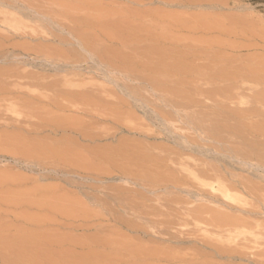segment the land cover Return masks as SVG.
<instances>
[{"label":"rangeland","instance_id":"374dc122","mask_svg":"<svg viewBox=\"0 0 264 264\" xmlns=\"http://www.w3.org/2000/svg\"><path fill=\"white\" fill-rule=\"evenodd\" d=\"M0 84V264H264V0H0Z\"/></svg>","mask_w":264,"mask_h":264},{"label":"bare ground","instance_id":"6f19581e","mask_svg":"<svg viewBox=\"0 0 264 264\" xmlns=\"http://www.w3.org/2000/svg\"><path fill=\"white\" fill-rule=\"evenodd\" d=\"M107 28V27H106ZM117 28V27H116ZM117 32H118V28H117ZM120 32V31H119ZM125 39V38H124ZM118 56V54L116 53L115 54V56ZM120 56V55H119ZM134 57V56H133ZM132 57V58H133ZM124 58V57H123ZM52 59V58H51ZM116 59V58H115ZM111 60V59H110ZM137 60V59H136ZM211 63V62H210ZM213 63V62H212ZM109 64V63H108ZM115 64V63H114ZM130 64V63H129ZM161 65H163V68H161V69H158L159 71L157 72V74H159L160 76H161V78L162 77H165L166 78V76H169V74H170V70L169 69H167L166 67H164L165 65L164 64H161ZM208 64H206V66H207ZM215 65V64H214ZM115 66V65H114ZM136 66V65H135ZM144 66V65H143ZM197 66V65H196ZM199 66V65H198ZM116 67V66H115ZM123 67V66H122ZM146 67H148V66H146ZM161 67V66H160ZM168 67V66H167ZM192 67V66H191ZM191 67H187V66H185V67H181V68H179V71L180 72H183V73H187V72H193V73H196V74H198V75H201L202 74V70L201 69H194L193 70V68H191ZM209 67V66H208ZM208 67H207V69H208ZM134 68V67H133ZM151 68V67H150ZM149 68V69H150ZM191 68V69H190ZM198 68V67H197ZM206 68V67H205ZM210 68V67H209ZM132 69V68H131ZM130 69V70H131ZM115 71V70H114ZM149 71V70H148ZM175 71H177V70H175ZM214 71H218V70H214ZM229 71V70H228ZM240 72V71H239ZM258 72V71H257ZM109 73V72H108ZM155 74H156V72H154ZM233 73V72H232ZM125 74V73H124ZM154 74V75H155ZM157 74L155 75L156 76V78H157ZM173 74V73H172ZM182 74V73H181ZM207 74V73H206ZM210 74V73H209ZM13 75V74H12ZM12 75H11V78H12ZM163 75V76H162ZM221 75V76H220ZM220 75H216V79L219 77L220 78V81H221V79L222 80H224L223 78H226V81L227 80H232V81H238V80H243L246 76V74L245 75H242V73L241 74H238V73H235V74H233V75H230V72H229V74L228 73H224V72H222ZM250 75H251V72H250ZM17 76H22V75H17ZM16 76V77H17ZM25 76V75H24ZM29 76V77H28ZM26 75V77H23V78H30V76L31 75ZM173 76V75H172ZM189 76H190V74H189ZM191 76H192V74H191ZM218 76V77H217ZM252 76V75H251ZM21 77V78H22ZM37 78H38V76H36ZM154 77V76H153ZM153 77H151V78H153ZM209 77V76H208ZM20 78V79H21ZM131 78V77H130ZM214 78H215V74H214ZM257 78V77H256ZM19 79V78H18ZM24 79V80H25ZM31 79H33V77L31 78ZM34 79H35V77H34ZM46 79V78H45ZM162 79H164V78H162ZM161 79V80H162ZM210 79H211V77H210ZM213 79V78H212ZM215 79V80H216ZM157 80V79H156ZM219 80V79H218ZM247 80H250V79H247ZM30 81V80H29ZM35 81V80H34ZM157 81H159V80H157ZM164 81V80H163ZM153 82V81H152ZM42 83V82H41ZM52 83H53V81H52ZM154 83H155V81H154ZM157 83V82H156ZM161 83V82H160ZM159 82H158V84H160ZM263 83V82H262ZM43 84V83H42ZM58 84H59V82H58ZM149 84H151V83H149ZM162 84V83H161ZM1 85V84H0ZM31 85H32V83H31ZM34 85V84H33ZM6 86V85H5ZM47 86V85H46ZM49 86V85H48ZM58 86V85H57ZM155 86V85H154ZM159 86V85H158ZM181 86V85H180ZM184 86V85H183ZM54 87V86H53ZM157 87V86H156ZM1 88V87H0ZM5 88V87H4ZM7 88V87H6ZM163 88V87H162ZM5 89H0V93L2 94V95H5V94H7V92H5L4 91ZM7 90H9V89H7ZM49 90V89H48ZM62 90V89H61ZM176 90V89H175ZM4 91V92H3ZM64 91H66V90H64ZM64 91H62L63 93H64ZM77 92V91H76ZM87 92H89V91H87ZM91 92V91H90ZM89 92V93H90ZM219 92H221V91H219ZM69 93V92H68ZM80 93V92H79ZM85 93V92H84ZM183 94V93H182ZM15 95V94H14ZM22 95V94H21ZM66 95V94H65ZM181 96V95H180ZM35 97V96H34ZM37 97V96H36ZM2 98V97H1ZM5 97H3V99H4ZM7 98H9V96L7 97ZM18 98V97H17ZM69 98V97H68ZM183 98V97H182ZM39 99H41V98H39ZM88 99H90V97H88ZM262 99H264V98H262ZM2 100V99H1ZM9 100V99H8ZM12 100H15V98L14 99H11V101ZM25 100V99H24ZM28 100V99H27ZM54 100V99H53ZM85 100V99H84ZM91 100V99H90ZM5 101H7V100H5ZM19 101V100H18ZM17 101V102H18ZM23 101V100H22ZM56 102H58L57 101V99L55 100ZM263 102H264V100L262 101V102H260V101H258V103H262L263 104ZM53 103V102H52ZM69 103V102H68ZM91 103V102H90ZM172 103V102H171ZM170 103V104H171ZM51 105H53V104H51ZM25 106V105H24ZM29 106V105H28ZM175 106V105H174ZM26 107V106H25ZM176 107H177V105H176ZM24 108V107H23ZM33 108H35V107H33ZM62 109V108H61ZM253 111V110H252ZM16 112V111H15ZM29 112V111H28ZM33 112H34V110H33ZM254 112V111H253ZM32 113V112H31ZM29 114V113H28ZM28 116V115H27ZM166 116V115H165ZM164 119V118H163ZM42 125V124H41ZM49 125V124H48ZM213 132V131H212ZM218 133V132H217ZM214 135V134H213ZM204 171H202V173H203ZM233 183V182H232ZM229 185V184H228ZM235 186V185H234ZM227 187H229V186H227ZM213 188V187H212ZM220 190V189H219ZM223 193V192H222ZM224 195H225V197H228V195L227 194H225V193H223Z\"/></svg>","mask_w":264,"mask_h":264}]
</instances>
